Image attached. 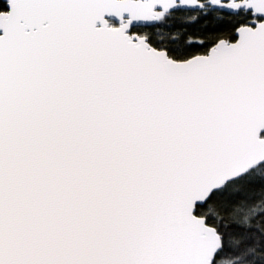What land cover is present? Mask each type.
I'll list each match as a JSON object with an SVG mask.
<instances>
[{
    "label": "snow or ice",
    "instance_id": "6c2138e0",
    "mask_svg": "<svg viewBox=\"0 0 264 264\" xmlns=\"http://www.w3.org/2000/svg\"><path fill=\"white\" fill-rule=\"evenodd\" d=\"M0 264H264V0H0Z\"/></svg>",
    "mask_w": 264,
    "mask_h": 264
}]
</instances>
